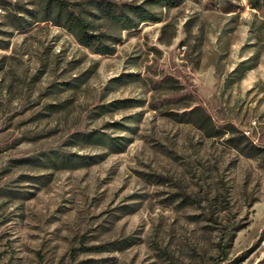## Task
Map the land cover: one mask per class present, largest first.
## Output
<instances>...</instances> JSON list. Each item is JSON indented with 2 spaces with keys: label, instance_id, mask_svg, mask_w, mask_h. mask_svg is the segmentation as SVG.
<instances>
[{
  "label": "rangeland",
  "instance_id": "1",
  "mask_svg": "<svg viewBox=\"0 0 264 264\" xmlns=\"http://www.w3.org/2000/svg\"><path fill=\"white\" fill-rule=\"evenodd\" d=\"M127 3L158 19L101 11ZM239 261L264 264V11L0 0V264Z\"/></svg>",
  "mask_w": 264,
  "mask_h": 264
},
{
  "label": "trees",
  "instance_id": "2",
  "mask_svg": "<svg viewBox=\"0 0 264 264\" xmlns=\"http://www.w3.org/2000/svg\"><path fill=\"white\" fill-rule=\"evenodd\" d=\"M157 4L176 5L177 0H151ZM249 5L257 11H264V0H248ZM63 7L62 4H60ZM67 9L66 26L74 30L79 41L94 52L105 54L111 53L113 48L106 43L105 34H97L90 30V24L84 17L76 14L70 5H64ZM126 9H116L113 5L107 4L101 11L107 18L121 25L122 29L136 28L141 22L155 21L158 18L150 10L139 5L126 4Z\"/></svg>",
  "mask_w": 264,
  "mask_h": 264
},
{
  "label": "bare ground",
  "instance_id": "3",
  "mask_svg": "<svg viewBox=\"0 0 264 264\" xmlns=\"http://www.w3.org/2000/svg\"><path fill=\"white\" fill-rule=\"evenodd\" d=\"M235 264H243V261H239V262H237V263H235Z\"/></svg>",
  "mask_w": 264,
  "mask_h": 264
}]
</instances>
